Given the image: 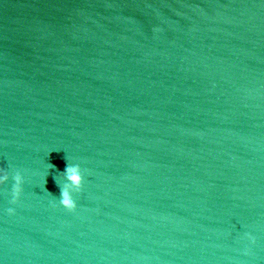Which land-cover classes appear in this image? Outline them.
Returning <instances> with one entry per match:
<instances>
[{
    "label": "water",
    "instance_id": "1",
    "mask_svg": "<svg viewBox=\"0 0 264 264\" xmlns=\"http://www.w3.org/2000/svg\"><path fill=\"white\" fill-rule=\"evenodd\" d=\"M4 176L0 264H264V0H0Z\"/></svg>",
    "mask_w": 264,
    "mask_h": 264
},
{
    "label": "clouds",
    "instance_id": "2",
    "mask_svg": "<svg viewBox=\"0 0 264 264\" xmlns=\"http://www.w3.org/2000/svg\"><path fill=\"white\" fill-rule=\"evenodd\" d=\"M65 175H66V178L74 185V187L78 191H80L81 186H82V176H81L80 168L78 166L66 167ZM6 179H7V176L0 178V183H2ZM20 183H21L20 177L17 176L16 177V187L14 188L13 198L11 200V204L13 205L17 203V199L20 195V191H21ZM59 203H60V206L69 213L74 212L76 209L75 202L70 198L68 193L64 190H61ZM7 214L9 216L13 215L14 210L12 208H9L7 210Z\"/></svg>",
    "mask_w": 264,
    "mask_h": 264
}]
</instances>
